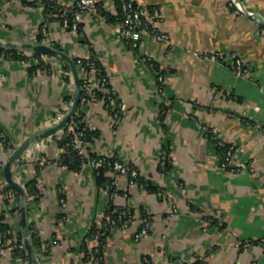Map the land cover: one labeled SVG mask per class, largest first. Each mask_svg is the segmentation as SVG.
Returning <instances> with one entry per match:
<instances>
[{
    "label": "crops",
    "instance_id": "obj_1",
    "mask_svg": "<svg viewBox=\"0 0 264 264\" xmlns=\"http://www.w3.org/2000/svg\"><path fill=\"white\" fill-rule=\"evenodd\" d=\"M42 1L59 9L75 4ZM96 1L100 12L84 13L78 31L53 18L47 38L75 61L94 58L116 92L114 105L126 110L116 120L106 106L108 90L89 102L91 137L83 153L119 156L135 165L153 189L107 171L119 182L112 197L95 170L64 163L55 133L37 137L69 109L76 83L66 58L24 46L40 42L47 7L13 0L0 5V191L12 187L5 163L28 141L17 177L34 194L27 196L26 225L21 199L0 196L6 242L29 239L38 264H95L86 252L95 246L92 234L113 204L121 210L132 207L135 218L107 235L104 264H264V128L256 125L264 126V24L239 13L231 0H134L158 8L160 17L150 13L149 24L169 35L168 42H158L145 34L144 50L167 73L160 93L154 74L118 37V0ZM242 2L264 14V0ZM214 52L224 59L203 55ZM234 54L248 68L246 75L235 73ZM77 69L81 79L99 84L96 71L78 64ZM203 123L239 147L235 161L244 167L237 174L224 166ZM164 151L170 157L167 169L161 166ZM145 213L152 216L151 228L136 241ZM0 264L25 261L8 250Z\"/></svg>",
    "mask_w": 264,
    "mask_h": 264
},
{
    "label": "built area",
    "instance_id": "obj_2",
    "mask_svg": "<svg viewBox=\"0 0 264 264\" xmlns=\"http://www.w3.org/2000/svg\"><path fill=\"white\" fill-rule=\"evenodd\" d=\"M13 0H0V5L9 4ZM36 3L44 4L47 7V11L43 16L41 22V32L43 34L39 43L51 45L47 38L49 24L53 18H57L61 21L62 26L65 29L78 31L81 27V19L84 13L91 11L99 13L101 8L96 0H75V4L71 8L59 9L53 4L46 5L42 0H34ZM121 10V21L117 24V34L123 44L131 47L138 55V58L150 69L157 80V87L160 93L164 92V83L166 70L158 66L156 59L144 50L146 43L145 34L150 35L154 40L158 42H168L169 35L162 32L156 26H151L148 21V15L152 13L155 18L160 17V11L158 8H149L146 5L138 4L134 0H118ZM231 4L242 15H249L252 18L258 19V15H261L264 20V14L257 13L254 10L248 9L242 0H231ZM261 33L264 35V26L261 29ZM52 46V45H51ZM24 54V53H20ZM206 59L220 60L224 59L225 55L220 52L205 53L203 54ZM234 71L239 76H244L248 73V68L245 66L243 60L234 54ZM79 66L85 68L87 72L93 70L99 74L100 82L98 85L93 83L86 77L81 79L82 95L79 106L75 113L70 117L67 124L57 130L58 142L61 146L62 156L70 158L72 161L79 160L81 165H85L99 174L102 170L113 171L120 175L126 176L130 183L138 184L141 188H146L148 180L141 177L139 169L128 162L123 161L119 156L113 154H101L97 156H86L84 148L91 137L90 128L87 124V115L85 107L94 99L100 97V94L106 90L107 92V108L110 109L116 118L120 120L126 113L124 108H117L114 105L116 92L109 86L108 76L99 68L98 62L94 58H80L76 61ZM74 101V100H73ZM73 101H70L69 109L64 113H58L53 117L50 122L52 125L61 121L66 114L70 111ZM260 128H264L262 124H256ZM201 129L204 135L211 140L219 149V157L222 158L224 166L231 167L233 174H237L242 170L244 164L236 162L235 157L239 152V147L236 144L229 143L222 139L209 125L202 124ZM22 158V157H21ZM19 158L13 164V177L20 182L26 189V184L23 183L17 176L21 169L24 167V163ZM45 160H41L43 163ZM170 157L167 151L161 155V166L163 169L169 167ZM119 182L116 178L111 177L108 179L107 184L104 187V191L110 194L112 197L117 194V188ZM0 196L4 199H21L20 193L14 187H10L6 190L0 191ZM109 211L115 212V215H108L107 218L102 221L95 229L93 235L96 244L92 248H88L87 256L95 264H104L105 262V241L107 235L111 230L119 226L127 227L132 223L135 218V210L132 207H126L121 209L109 207ZM142 227L135 235V240L139 241L142 237L147 235L150 231L152 224V216L145 213L142 216ZM221 223V221H218ZM6 235L4 231L0 230V256L5 255L8 250L15 253H20L24 258L25 264H33L28 256L25 239L15 238L10 243L6 242ZM32 240V239H31ZM249 242H243V245H249ZM37 254V253H36ZM35 257V255H34ZM197 262V261H196ZM196 262H176L175 264H198ZM204 264V263H203Z\"/></svg>",
    "mask_w": 264,
    "mask_h": 264
},
{
    "label": "water",
    "instance_id": "obj_3",
    "mask_svg": "<svg viewBox=\"0 0 264 264\" xmlns=\"http://www.w3.org/2000/svg\"><path fill=\"white\" fill-rule=\"evenodd\" d=\"M258 18L264 24V20L262 19L261 15H258ZM1 44H3V43L0 41V45ZM11 44L12 43H7L6 46H11ZM24 46L31 47L38 53H49V54H54V55H61L62 57L66 58L70 62L71 69H72L73 74H74V79H75V83H76V94H75L74 101H73V104H72V107H71L70 111L57 124L53 125L52 127H49L44 132H42L39 135H37V137L49 136V135L54 134L55 132H57V130H59L60 128L64 127L67 124V122L70 119V117L77 110V108L79 106V103H80V100H81V95H82V87H81V82L82 81H81V77H80L78 69H77L76 61L74 59L70 58L62 50L57 49V48H55V47H53L51 45H48V44H43V43H37V44L28 43V44H24ZM27 146H28V141H26V142L22 143L21 145H19L12 152V154L9 157V159L7 160V162L4 165V170H5V175H6L7 180L9 181L10 185L12 187H14L15 189H17L19 191V193H20V197H21V201H22V206H21L22 222H23L24 225L27 224L28 198H27V193H26L25 187L20 182L15 180L14 177H13V164L19 158H21V156H22L24 150L27 148ZM25 243H26L28 256L30 257L32 263L33 264H38L37 260L33 256V245L31 243V241L26 238L25 239Z\"/></svg>",
    "mask_w": 264,
    "mask_h": 264
},
{
    "label": "trees",
    "instance_id": "obj_4",
    "mask_svg": "<svg viewBox=\"0 0 264 264\" xmlns=\"http://www.w3.org/2000/svg\"><path fill=\"white\" fill-rule=\"evenodd\" d=\"M43 36V35H42ZM42 36H40L39 38L41 39V37ZM9 51H13L14 52V54H16L17 55V53H18V49L17 48H9L8 49ZM64 163H66V164H68L69 166H72V165H79L80 164V161L79 160H75V161H72L70 158H65V160H64ZM98 175V181H99V183L100 184H102V185H104L105 183H107V181H108V178H109V175L107 174V170H102L99 174H97ZM146 188H151V189H153V186H152V183L150 182V181H148V184H147V186H146ZM26 193H27V196L28 197H31V194H34V189L33 188H30L29 187V185L27 184L26 185ZM112 208H114V206H113V204L112 205H110ZM108 215H115V212L113 211V212H111V211H109L108 212ZM95 231V230H94ZM196 263H198V264H203L201 261H197Z\"/></svg>",
    "mask_w": 264,
    "mask_h": 264
}]
</instances>
